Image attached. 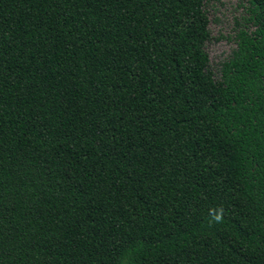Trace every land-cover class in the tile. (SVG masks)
Segmentation results:
<instances>
[{
	"label": "trees",
	"instance_id": "1",
	"mask_svg": "<svg viewBox=\"0 0 264 264\" xmlns=\"http://www.w3.org/2000/svg\"><path fill=\"white\" fill-rule=\"evenodd\" d=\"M245 1L216 80L205 0H0V264H264Z\"/></svg>",
	"mask_w": 264,
	"mask_h": 264
},
{
	"label": "rangeland",
	"instance_id": "2",
	"mask_svg": "<svg viewBox=\"0 0 264 264\" xmlns=\"http://www.w3.org/2000/svg\"><path fill=\"white\" fill-rule=\"evenodd\" d=\"M246 5L245 0H205L210 36L205 51L209 58L208 67L216 80L221 76L222 64L236 48L235 36L242 26Z\"/></svg>",
	"mask_w": 264,
	"mask_h": 264
},
{
	"label": "clouds",
	"instance_id": "3",
	"mask_svg": "<svg viewBox=\"0 0 264 264\" xmlns=\"http://www.w3.org/2000/svg\"><path fill=\"white\" fill-rule=\"evenodd\" d=\"M215 219H216V220H219V219H220V216H216Z\"/></svg>",
	"mask_w": 264,
	"mask_h": 264
}]
</instances>
